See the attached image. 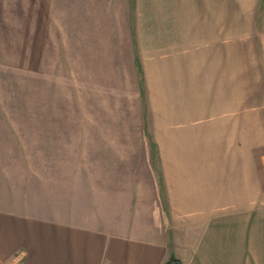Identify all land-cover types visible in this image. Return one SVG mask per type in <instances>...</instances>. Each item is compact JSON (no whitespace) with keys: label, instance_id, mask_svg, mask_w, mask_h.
I'll use <instances>...</instances> for the list:
<instances>
[{"label":"crops","instance_id":"obj_1","mask_svg":"<svg viewBox=\"0 0 264 264\" xmlns=\"http://www.w3.org/2000/svg\"><path fill=\"white\" fill-rule=\"evenodd\" d=\"M242 7L0 0V264H264V36Z\"/></svg>","mask_w":264,"mask_h":264},{"label":"rangeland","instance_id":"obj_2","mask_svg":"<svg viewBox=\"0 0 264 264\" xmlns=\"http://www.w3.org/2000/svg\"><path fill=\"white\" fill-rule=\"evenodd\" d=\"M240 1H241V5H244V7H242V21H243V19L246 20V18H248L246 20V25H247V28H249L247 23L251 22V18H253V20H252L253 23H252V27H251L253 34L256 37L264 36V0H260L259 3L257 2V9H256V12H254V13H246V11H244V10H246L245 9V5L247 7L249 5H251L252 6L251 8L253 9V7L255 5L254 4V0H253L252 3H251L250 0H240ZM6 2H9V0H6ZM30 16H32V15H30ZM14 19L19 20L17 15L14 16ZM13 25L15 26V24H13ZM244 26H245V24H244ZM242 29H243V27H242ZM246 32H247V30H246ZM12 33H14L16 35V37H18V39H19V37H22L20 35L21 34L22 35L24 34V31H22V30H16L15 28H13L12 29ZM242 36H246V34H242ZM12 37H15V36L13 35ZM2 43H3V41H2ZM19 47L18 46H14V45L13 46H10V47H7L6 45H3V51L1 52V55H2L1 56V59H9L11 61L17 62V64H18L17 66H20V65L21 66H24V63L26 61V55H25L26 53L24 52V50L22 48L19 49ZM38 48L39 47H36V48L35 47H32L31 49L32 50L33 49L34 50L36 49V51H37ZM34 50H33V53H34L33 56H35L36 53L37 54L39 53V51L38 52H34ZM30 52L32 53V51H30ZM6 55H8V57ZM27 58H28V56H27ZM35 62L36 61H33L34 64H38L39 65V63H35ZM67 67H71V66L67 65L66 68ZM22 75H23V73H18L17 74V76H18L17 77V80L19 82L18 85H24V80H23ZM5 78H6V73L4 71H1V84L5 83L4 82L5 81L4 80ZM36 80H38V79H34L35 84H33V89H35L37 86L39 87V85H37L38 82L36 83ZM64 83H65V86H64L65 87V91L66 92L70 91V88L72 86V79L70 77H66L64 79ZM83 84L84 83L82 82L81 85H83ZM81 93H82V95L87 96L85 92L81 91ZM34 96H35V94H34ZM65 96H66V101H68V99H69L67 97L68 96V93ZM66 160H68L69 161V164H71L72 158H68V159L66 158Z\"/></svg>","mask_w":264,"mask_h":264},{"label":"water","instance_id":"obj_3","mask_svg":"<svg viewBox=\"0 0 264 264\" xmlns=\"http://www.w3.org/2000/svg\"><path fill=\"white\" fill-rule=\"evenodd\" d=\"M171 264H176L175 262H172Z\"/></svg>","mask_w":264,"mask_h":264}]
</instances>
